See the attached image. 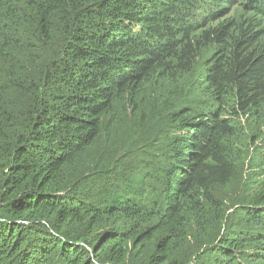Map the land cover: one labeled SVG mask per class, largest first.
<instances>
[{"label": "trees", "instance_id": "obj_1", "mask_svg": "<svg viewBox=\"0 0 264 264\" xmlns=\"http://www.w3.org/2000/svg\"><path fill=\"white\" fill-rule=\"evenodd\" d=\"M235 1L0 0V264H124L127 241L137 254L153 249L145 264H264V180L229 199L240 209L235 234L230 203L217 198L264 137V0H246L249 10L212 26ZM211 48L186 95L202 92L208 105L175 112L157 89L167 81L181 96ZM120 110L140 118L112 156L132 164L130 151L149 149L169 125L165 168L149 174L143 162L142 181L119 184L87 175L89 165L71 171L108 139ZM149 124L155 133H145ZM257 157L250 171L264 174V152ZM156 173L162 195L149 197ZM35 220L44 225H15ZM119 221L133 232H102ZM21 232L29 239L19 259ZM77 241L95 243L91 254Z\"/></svg>", "mask_w": 264, "mask_h": 264}, {"label": "rangeland", "instance_id": "obj_2", "mask_svg": "<svg viewBox=\"0 0 264 264\" xmlns=\"http://www.w3.org/2000/svg\"><path fill=\"white\" fill-rule=\"evenodd\" d=\"M224 6V5H222ZM226 6V5H225ZM224 8L223 11L215 18L217 19V22H213L212 26L216 25L217 23H220L224 19H232L234 20L238 16H240L241 12L244 10H247V1L246 0H236L233 4H230L229 6L222 7ZM247 8V9H246ZM249 10V9H248ZM227 13V15H226ZM225 15V16H224ZM213 53L212 48L209 51H205L202 60L197 64L193 74L185 79H183L179 89H181V96L173 98V88L176 86L171 85L167 81L161 82L162 84L157 89V93L159 94H166L169 93L171 96L169 97L170 104L169 107H176L175 112H179L178 108H187L191 109V106L194 103H206L207 104V98H205L204 93H198L195 96L188 98L186 97L187 94H189V90L191 89V85L194 82V79L196 77L197 72H199L202 69V63L204 60H206L209 56H211ZM200 75V73H198ZM177 84V85H178ZM152 86V85H151ZM150 90L145 88L143 95L141 98L142 100L138 102V106L140 108L146 109V107H150L152 104V99L150 95ZM188 98V99H187ZM208 105V104H207ZM136 117H133L130 113V111H118L113 122L110 123V127L113 125V129L108 135V139L105 141H101L99 144L97 143L94 148L87 151L80 160L77 161L76 165H74L71 168V171H77L79 168L82 169L83 166H90V170L87 173V175H92L94 171H102L104 175H97L102 177L104 183L111 182L113 184H119L121 182L122 178H127L131 182L138 183L142 181V179L137 178L139 175V170L137 169L138 165L141 166L143 162H147L149 164V167L151 168L148 172L149 174H153V169L157 167L165 168L167 164V159H165V150H166V139H169L170 137L175 136V130L173 128H170L169 125L166 126V128L160 133V138L148 149L143 147H134L130 151L129 159H132V164L127 162V159L123 158L122 160H119V156L117 154L112 156V151L117 150L118 146L117 143L121 142L122 137L128 132L133 129L134 123L140 118L139 114L135 115ZM245 125V124H244ZM147 128V129H146ZM144 129L146 130L145 133L152 134L155 133V129L153 127V124H149L148 126L144 125ZM141 138V137H140ZM140 142H138L139 144ZM246 145V144H245ZM244 146V144H243ZM246 156L242 158V161L237 164V172L235 177V182L232 187H229L228 189H221L217 192V198L220 202L225 204V202H229V199H233L239 195H242L244 191H247L248 189H251L255 186L259 185V182L264 180V174L259 172H251L250 167L251 165H256L260 163L258 160L257 155L259 156L260 152H264V137L257 140L254 147H247ZM116 161H121L119 165L114 164ZM120 170V173H119ZM70 174V171L65 173V178H68ZM80 173H77L79 175ZM261 174V175H260ZM141 175H147L146 171L141 170ZM156 178L158 180L156 181H147L146 182V188L144 189V192L147 193L149 197H151L153 194L162 195V187L159 184V180L161 179V175L155 174ZM261 176L260 178H258ZM145 180L146 177H143ZM136 179V181H135ZM257 179V180H256ZM256 180V181H255ZM113 188V186H111ZM136 188L133 187V192ZM153 193V194H152ZM120 196V194H119ZM229 214L232 215L229 219L228 225L229 230L235 234L238 229H240V226L237 224L239 221V214L240 209L239 205H237L235 202H229ZM39 220L35 221H26L25 223L29 227L33 226H42L44 223L38 222ZM45 221V220H43ZM124 225V226H123ZM124 227V229H123ZM32 231V229H31ZM102 232H105L104 234H124L133 232L132 231V225L128 224L124 221H119L115 224H112L111 227H105V229L102 230ZM223 232V229L220 230V233ZM32 237L37 238V235L32 231ZM222 236L224 234L222 233ZM21 242H23L21 246L22 250V256L19 257V259H22L24 256V243L29 239L28 235H26L24 232H21ZM97 238H93L91 241L95 242ZM31 240V239H30ZM192 241L197 244L204 245L206 242V235L205 234H196L193 235ZM92 245H95L92 244ZM91 245V246H92ZM105 247V244H103V248ZM125 252L126 255L124 257V264H145L146 259L150 256L153 249L147 248L142 250L140 254H137V251L133 250L132 248V242L127 241L125 246ZM195 247L189 246V254L190 250ZM188 254V256H189ZM213 254V255H212ZM211 263H214V260L216 258V253L210 252L209 253V259L211 258ZM103 258L107 259V256H102ZM214 257V258H213ZM187 258V257H186ZM183 260V264H189L190 261ZM206 262L208 263L207 255H204L203 257ZM199 263V261H198ZM196 264V263H195ZM204 264V263H201Z\"/></svg>", "mask_w": 264, "mask_h": 264}, {"label": "clouds", "instance_id": "obj_3", "mask_svg": "<svg viewBox=\"0 0 264 264\" xmlns=\"http://www.w3.org/2000/svg\"><path fill=\"white\" fill-rule=\"evenodd\" d=\"M3 221V220H2ZM40 222H42V223H44V221H40ZM15 225H23V226H27V224L25 223V222H23V221H16L15 222ZM76 244H77V246H80L81 248H83L87 253H89V254H91V252H92V248H93V246L94 245H92V243H90V244H88V243H86V242H79V241H77L76 242ZM92 245V246H91ZM40 246V245H39Z\"/></svg>", "mask_w": 264, "mask_h": 264}]
</instances>
